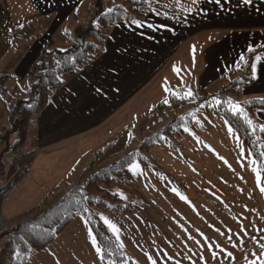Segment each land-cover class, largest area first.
<instances>
[{
	"label": "crops",
	"instance_id": "0c3cea01",
	"mask_svg": "<svg viewBox=\"0 0 264 264\" xmlns=\"http://www.w3.org/2000/svg\"><path fill=\"white\" fill-rule=\"evenodd\" d=\"M85 1L94 0H0V35H8L4 43L0 39V64L11 65L7 71L13 82L30 85L29 69L42 50L57 45L54 34L67 36L71 30L83 35L79 30L84 25L73 16ZM87 3L88 9L92 3ZM30 25L47 36L23 63L12 65L13 34ZM196 38L203 39L192 45ZM64 43L73 47L69 38ZM250 51L257 52L253 82L242 94L264 97V0H198L186 16L171 18L153 11L142 19L114 24L103 54L78 73L67 74L71 79L52 93L39 113L40 136L34 143L38 149L27 158V171L15 178L18 170L12 172L13 164L8 171L0 161V235L50 193L70 189L104 145L113 143L111 150L121 153L128 140L140 138L147 129L144 123L150 127L157 121L153 107L172 89L212 96ZM20 84L12 98L28 97L29 86L19 94ZM1 102L11 120L12 101ZM258 117L264 124L263 110ZM193 126L179 138L182 149L168 143L152 148L151 158L163 171L133 162L135 183L110 187L138 205V212L97 210L128 255L130 263L124 264L264 261V176L256 159L222 116L200 113ZM10 129L0 124V136ZM10 151L14 160L24 155ZM103 159L102 164L109 157ZM91 234L69 236L68 242L78 243L72 257L80 264H116ZM85 239L92 245L83 246Z\"/></svg>",
	"mask_w": 264,
	"mask_h": 264
},
{
	"label": "trees",
	"instance_id": "16d2710c",
	"mask_svg": "<svg viewBox=\"0 0 264 264\" xmlns=\"http://www.w3.org/2000/svg\"><path fill=\"white\" fill-rule=\"evenodd\" d=\"M166 1L120 0L112 9L98 7L96 19L88 27L87 34L83 32L86 36L84 45L77 44L67 51L42 50L28 72L34 81L28 90V97L10 105L11 120L17 129L26 131L32 115L40 113L48 104L52 93L65 83L64 74L78 73L103 54L114 24L142 19L153 11L163 13L154 6ZM191 4L193 6L194 2L191 1ZM173 5L175 4L169 5L168 9ZM256 53L247 52L226 75L229 80L227 86L212 96H190L185 88L170 91L165 100L153 107L152 117L157 121L146 129L147 135L137 144L134 143L135 140H128L121 153L111 150L113 143L104 145L72 188L65 194L50 193L40 204L22 215L25 220L0 235V264H26L33 251L48 247L80 214L92 226L106 258L117 260L116 264L129 262L123 246L99 218L97 210L138 212V205L125 201L117 192L110 190V187L116 183H135L130 171V164L133 162L163 171L151 158L152 148L159 143H168L179 149L181 146L177 139L186 129L193 127L194 119L200 113L210 112L222 116L256 159L258 170L264 176V124L258 117V112L264 111V97L241 102L236 100L242 95L244 88L253 82L252 62ZM6 79V75L0 72V81ZM234 106L238 110H234ZM174 110H178L176 116L165 123L166 113ZM30 156L24 154L13 161L12 172L18 170L15 178L27 171V158ZM108 157L109 160L102 164L103 158ZM2 197L0 195V203Z\"/></svg>",
	"mask_w": 264,
	"mask_h": 264
},
{
	"label": "rangeland",
	"instance_id": "374dc122",
	"mask_svg": "<svg viewBox=\"0 0 264 264\" xmlns=\"http://www.w3.org/2000/svg\"><path fill=\"white\" fill-rule=\"evenodd\" d=\"M175 1L167 0L166 2H162V3L158 2L157 4H155L154 8L156 10H162L163 13L166 14V16H169L171 18L172 17L179 18V17L188 15L194 9V7L198 6V0H175ZM191 1L194 2L193 6L191 4ZM85 3H87V2L85 1L81 5V7L78 11V14L73 16V17H75L73 19L75 20V22L78 21V22H80L81 25H84V27H82V26L80 27L79 31L82 33L85 31L87 34L88 26H91L92 22L97 17L98 7L103 8L105 10L112 9L120 3V0H94L93 2H89L92 4H91V7H89L88 9L85 7V5H86ZM89 3H87V4H89ZM172 3L175 4V5H173L174 7L172 6V7H170V9H168L169 5H171ZM90 8H91V10H90ZM87 10H89V11H87ZM86 12L88 13V15H86ZM82 21L84 22L83 24H82ZM72 24L73 23L71 22V25ZM67 31H66L67 36H65L63 33H60V32L54 34L52 40L57 45H55V44L51 45L52 47H48V50L59 49L62 51H67L72 47H69L67 44L64 43V41H66V39H68V38L71 39L73 46H75L77 44L80 45L79 39L81 36H84L86 38L85 35L78 36V32L75 33L74 31H71V30H67ZM5 36H8V35L5 34L4 32L1 33L0 39L3 38L1 43H4L7 40V37H5ZM46 36H47L46 33L40 32L39 30H34V28L31 25L24 27L22 29H18V33L16 35L13 34V44H12L13 50L10 52V56H14V54H16V56L14 58V61L12 62V65L14 64L16 66V65H20L21 63H23L24 60L26 59V57L28 56V54L31 51H33L36 43H38V41L40 39H42ZM202 39L203 38H196L191 43H192V45H196ZM84 41H85V39H84ZM11 43H10V45H11ZM189 46H191V45H189ZM189 46L186 47V49L189 48ZM8 59H11V57ZM0 65H4V66L0 67V72L5 74L7 77V79L5 81H0V93H1L0 95L2 96L1 100L7 101V103L12 101V104H15L17 101L21 100V98H20V95H19V97L17 96L15 98H12L11 92L16 87V85L18 86L21 82H13L12 79H10L11 75L8 73V71L13 69L11 67V65H7V62H3ZM7 69H8V71H7ZM63 76H64V79L66 81L71 79L67 74H64ZM28 78H29V80L31 79L32 82H30V85H28L27 81L23 82L22 85L20 84L19 94L27 86H29V88L32 87V84L34 82L33 76L29 75ZM228 83H229V80L227 78H226L225 83L222 82V84H225L224 86H227ZM3 87H4V89H3ZM173 90L174 89H172L171 91H173ZM216 91L219 92L218 89ZM192 94H197V93L194 91V93H192ZM26 97H27V95H26ZM250 98H252V97H248V96L242 94L241 96L237 97L236 100L241 102V101L248 100ZM1 100H0V124L4 123L5 127L11 128L9 131H12V133H10V135L12 137L10 140H6L7 134L9 131L6 132L5 135L0 136V147H2V150L0 151V161H1V164L5 163V167H8V171H10L9 168L11 167V165L13 164V161H14V159L10 155L16 156L13 151H10V149L14 148L21 154H25V153L26 154H33L35 152V150L38 149L37 147L34 146V143L36 142V139L40 136L39 113H34L32 115V117L30 118V121L28 123L26 131L22 132L19 129H17L14 121H11L8 119V115H7L8 112H5L4 109L2 108ZM212 101H214V99L211 100L209 103L211 104ZM176 113H178V110H174L172 112L169 111L168 113H166L167 118L165 120V123L170 122L176 116ZM9 114H10V112H9ZM6 116H7L8 120H6ZM144 125L146 126V128L149 127L148 126L149 124H147V123H144ZM193 127H195V126H193ZM137 132H139V131L137 130ZM146 135H147V130L141 135L140 138L138 136L135 139V143L137 144L138 142H140L141 138L146 136ZM177 140L179 141V144L181 146L180 149H182L183 145L180 142V139H177ZM9 151H10V155L7 154ZM154 162L156 163V161H154ZM85 164H90V162L85 163ZM83 165H84V163L81 164L80 168H82ZM80 168H78V169H80ZM97 170H99V169H97ZM65 186H66V183L63 182L60 189L61 190L65 189ZM67 191L68 190H65V191L56 190V193H54V194L55 195H58L60 193L65 194ZM23 220H25V218H21L20 222H22ZM12 227H10V228H12ZM91 232L94 233L92 226L90 225L88 220L80 214V215L76 216L75 220L73 222H71L68 225V227L65 228L60 233L58 238H56L48 247H46L45 249H43L41 251H33L30 254V257L28 258V261L26 264H71L70 261L71 262H77L78 261L77 263L80 264L81 261L78 260V258L76 260L75 257H72V256H74V254L71 253L72 250L76 251L75 245H77L78 243L68 242L69 236L71 234H75V233L91 234ZM85 240H86L85 243H82L83 246H85V244L86 245H88V244L92 245V243L90 241H87V239H85ZM89 249H91V248L89 247ZM92 250L93 249H91L90 251H92ZM84 260H91V259L85 258ZM109 260L118 263L117 260H112V259H109Z\"/></svg>",
	"mask_w": 264,
	"mask_h": 264
},
{
	"label": "snow or ice",
	"instance_id": "6c2138e0",
	"mask_svg": "<svg viewBox=\"0 0 264 264\" xmlns=\"http://www.w3.org/2000/svg\"><path fill=\"white\" fill-rule=\"evenodd\" d=\"M234 110H238L236 106H234ZM231 131V129H229ZM258 177H259V173H257ZM262 191H264V189H262ZM109 227H112L113 230L115 231V227L111 224H109ZM95 242V241H94ZM99 251V249H98ZM153 264H155V261L153 262ZM261 264H264V262H261Z\"/></svg>",
	"mask_w": 264,
	"mask_h": 264
},
{
	"label": "water",
	"instance_id": "95a60500",
	"mask_svg": "<svg viewBox=\"0 0 264 264\" xmlns=\"http://www.w3.org/2000/svg\"><path fill=\"white\" fill-rule=\"evenodd\" d=\"M84 39H85L84 36H81V37H80V39H79V40H80V45H84Z\"/></svg>",
	"mask_w": 264,
	"mask_h": 264
}]
</instances>
